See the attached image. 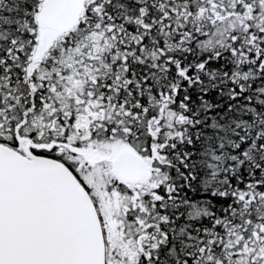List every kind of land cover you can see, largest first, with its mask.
<instances>
[{
    "label": "snow or ice",
    "instance_id": "6c2138e0",
    "mask_svg": "<svg viewBox=\"0 0 264 264\" xmlns=\"http://www.w3.org/2000/svg\"><path fill=\"white\" fill-rule=\"evenodd\" d=\"M0 264H264V0H0Z\"/></svg>",
    "mask_w": 264,
    "mask_h": 264
}]
</instances>
